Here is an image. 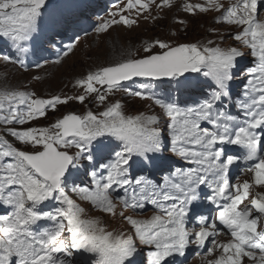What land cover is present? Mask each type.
Here are the masks:
<instances>
[{
    "label": "snow or ice",
    "instance_id": "6c2138e0",
    "mask_svg": "<svg viewBox=\"0 0 264 264\" xmlns=\"http://www.w3.org/2000/svg\"><path fill=\"white\" fill-rule=\"evenodd\" d=\"M46 3L0 0L5 61L24 66L21 57L41 32ZM120 3L97 33L134 25L125 12L139 17L153 5L172 8L175 0ZM182 9L220 13L216 22L235 28L229 35L239 46L156 40L145 47L148 55L78 79L83 94L40 98L25 90L0 91V126L6 129L0 137V264H75L69 258L76 253L86 254L90 264H177L192 246L204 256L220 253L206 264H245V258L264 264V194L249 199L254 186L264 188V0H228L227 7L225 0H185ZM61 24L52 23L47 42L54 47ZM241 47L251 59L242 70L247 79L233 92L245 56ZM120 91L153 101L160 114L128 115L124 104L110 100ZM73 100H90L103 110L22 127ZM7 136L27 147H16ZM169 151L179 164L167 163ZM248 172L251 182L240 183ZM73 194L119 217L130 231H111L88 217ZM203 201L212 206L208 215L199 211ZM149 206L153 214L140 218ZM128 210L135 217L125 215ZM223 230L230 239L218 242Z\"/></svg>",
    "mask_w": 264,
    "mask_h": 264
},
{
    "label": "rangeland",
    "instance_id": "374dc122",
    "mask_svg": "<svg viewBox=\"0 0 264 264\" xmlns=\"http://www.w3.org/2000/svg\"><path fill=\"white\" fill-rule=\"evenodd\" d=\"M49 0H47L48 2ZM105 2V5L98 6ZM120 0H54L53 3L46 7L45 14L42 17L40 27L46 30L52 29V23L59 16L65 13L79 11L81 16L89 21L95 22L88 26L86 30H81L82 38L78 39L75 35L70 37L72 32L64 31V39L70 38L59 47L50 48L53 51L52 57L44 62H40L35 66H22L19 63H10L3 59V54L0 52V91L4 90H25L35 92L40 98H50L53 95L73 96L83 94V90L76 87V81L84 78L88 73L95 72L103 67L112 66L116 63L123 62L127 59L142 58L148 53L145 52V47L152 44L156 40L166 41L172 44L179 43H207L209 39L216 40L221 47L239 46L238 42L230 38L229 33L234 32L232 26L217 23V18L220 13L210 11L207 13L196 12L195 15L184 12L182 5L185 0H175L172 8L158 9L155 5L152 6L151 12H144L143 15L137 17L136 13L131 14L125 12V16L136 19V23L131 27L123 24H116L110 27L106 32L97 33L96 27L105 19H108V13L117 11L114 7ZM127 0L120 3L123 8ZM192 4H203L205 0H187ZM90 3L88 7L84 4ZM160 0H157V4ZM228 0H225L227 7ZM89 16H87L88 14ZM90 15H93L91 18ZM96 16V17H95ZM118 19V17H117ZM43 21V22H42ZM184 21V23H180ZM49 22V23H48ZM47 23V24H46ZM61 35V34H60ZM90 35V36H89ZM51 36V35H48ZM70 44H75V47L67 56L63 55V50L67 49ZM50 45V44H49ZM245 56L240 61L239 71H241L240 80L237 82V90L244 80L242 70L249 67L250 57L249 49L241 47ZM159 51L154 48L153 52ZM25 58V56H23ZM59 59V63L53 61ZM139 79V78H137ZM132 82H127L125 85H130ZM110 100H119L125 105V110L128 115H151L160 114L161 110L151 100H141L137 97H131L127 92L120 91L116 93ZM88 110L100 111L103 106L98 103H91L86 100L84 104L78 101H70L67 105H58L55 112L49 111L46 117L33 121L30 125L26 124L22 127H45L54 123L56 119L74 112L76 114H84ZM16 127H21L17 125ZM1 131V130H0ZM1 134V132H0ZM166 152L164 153V155ZM177 164L180 161L173 156L172 161ZM158 173V171H157ZM159 174V173H158ZM264 193V190L263 192ZM73 199L85 208L88 217L98 218L104 221L111 231L129 232L130 226L122 221L119 217L113 218L94 209L88 202L80 201L75 194ZM205 201H203L202 205ZM203 214L205 210L200 211ZM153 214L151 206L145 210V213L140 218H148ZM223 235L221 237H226ZM228 238L224 239L227 240ZM192 255L183 264H206L209 259H214L218 256L216 252L214 256H204L203 253L198 254L192 246ZM76 256L82 254L76 253Z\"/></svg>",
    "mask_w": 264,
    "mask_h": 264
},
{
    "label": "trees",
    "instance_id": "16d2710c",
    "mask_svg": "<svg viewBox=\"0 0 264 264\" xmlns=\"http://www.w3.org/2000/svg\"><path fill=\"white\" fill-rule=\"evenodd\" d=\"M0 46H4L3 44H0ZM9 51V50H8ZM0 132H1V134H0V137H4L5 136V131H6V129L3 127V126H0ZM7 139H9L11 142H13L14 143V145L16 146V147H20V146H22V147H20V148H26L27 146H24V145H20L18 142H16L15 140H14V138H12V137H10V136H7L6 137ZM19 145V146H18Z\"/></svg>",
    "mask_w": 264,
    "mask_h": 264
},
{
    "label": "bare ground",
    "instance_id": "6f19581e",
    "mask_svg": "<svg viewBox=\"0 0 264 264\" xmlns=\"http://www.w3.org/2000/svg\"><path fill=\"white\" fill-rule=\"evenodd\" d=\"M43 22V21H42ZM49 23V22H48ZM47 24V23H46ZM90 36V35H89ZM39 121V120H38ZM19 146V145H18ZM20 147H22V146H20ZM194 249H195V246H194ZM201 251V250H200ZM200 256V255H199ZM177 262H179V264H182L181 263V259H177ZM245 264H252V262L251 261H249V260H247V258H245Z\"/></svg>",
    "mask_w": 264,
    "mask_h": 264
},
{
    "label": "clouds",
    "instance_id": "9594fccd",
    "mask_svg": "<svg viewBox=\"0 0 264 264\" xmlns=\"http://www.w3.org/2000/svg\"><path fill=\"white\" fill-rule=\"evenodd\" d=\"M125 214L126 215H129L130 214V212H125ZM135 216V215H134ZM74 256V255H73ZM71 258H73V257H71ZM71 258H69V259H71Z\"/></svg>",
    "mask_w": 264,
    "mask_h": 264
},
{
    "label": "water",
    "instance_id": "95a60500",
    "mask_svg": "<svg viewBox=\"0 0 264 264\" xmlns=\"http://www.w3.org/2000/svg\"><path fill=\"white\" fill-rule=\"evenodd\" d=\"M126 82H129V81H126ZM126 82H123V83H126Z\"/></svg>",
    "mask_w": 264,
    "mask_h": 264
}]
</instances>
